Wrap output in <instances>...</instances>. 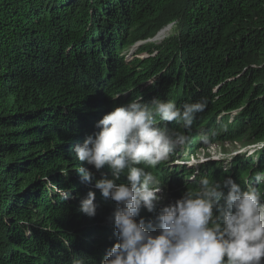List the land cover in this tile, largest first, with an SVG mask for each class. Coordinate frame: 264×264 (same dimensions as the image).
<instances>
[{"label":"trees","instance_id":"obj_1","mask_svg":"<svg viewBox=\"0 0 264 264\" xmlns=\"http://www.w3.org/2000/svg\"><path fill=\"white\" fill-rule=\"evenodd\" d=\"M171 20L173 38L133 49ZM141 95L178 107L207 100L190 129L160 122L189 139L155 167L140 165L168 195L141 217L154 220L201 178L230 176L264 194V0H0V264H101L116 241L108 219L115 202L81 183L72 146L114 106ZM221 127L229 140L262 144L257 161L235 155L227 169L209 160L168 166L184 147L221 139ZM90 189L95 217L78 211Z\"/></svg>","mask_w":264,"mask_h":264},{"label":"clouds","instance_id":"obj_2","mask_svg":"<svg viewBox=\"0 0 264 264\" xmlns=\"http://www.w3.org/2000/svg\"><path fill=\"white\" fill-rule=\"evenodd\" d=\"M206 107L207 100L178 107L158 97L144 102L141 95L114 106L96 121V131L72 146L81 162L75 170L81 183L115 202L108 219L116 241L101 264H264V194L252 185L242 188L230 176L201 178L195 190L160 207L154 220L140 216L142 208L156 211L163 199L160 180L140 165L155 167L189 139L160 122H182L187 130ZM201 139L209 142L207 135ZM57 192L63 200L74 198L66 190ZM95 198L90 189L79 198L78 211L95 217ZM25 234L31 235L30 226Z\"/></svg>","mask_w":264,"mask_h":264},{"label":"rangeland","instance_id":"obj_3","mask_svg":"<svg viewBox=\"0 0 264 264\" xmlns=\"http://www.w3.org/2000/svg\"><path fill=\"white\" fill-rule=\"evenodd\" d=\"M162 29H163L162 32H158L152 37L139 39L133 42L132 44L133 49L134 50L139 49L143 45H154V46L161 45V43L166 41L169 37H172L176 34L178 30V23L176 20H171L167 22L165 25H163V27L160 30ZM141 55L142 54H139V57L143 56ZM223 128L224 127H221V130H223ZM224 129L225 131L223 132L224 134L222 135L221 139H216L214 142H209L208 146L204 145L205 146V147L203 146L204 148L200 147L196 149V151L182 150L180 155L173 156V163L168 166L173 167V169H176L177 167H181V166H185L187 168L189 167L193 168L209 160L212 162L213 167L215 166L214 168L218 166L217 164H220L223 169H227L229 168V164H230L229 162L235 155H241L243 157H248L250 158L251 161L256 162L257 161L256 157L258 156V152H260V149L262 147L257 144L254 145L251 140L250 141L246 139L242 141L237 140V139L229 140V135H227V132H226L227 129L226 128ZM197 133L201 134L203 132L197 131ZM193 139L195 142V138ZM163 189L165 190V187Z\"/></svg>","mask_w":264,"mask_h":264},{"label":"bare ground","instance_id":"obj_4","mask_svg":"<svg viewBox=\"0 0 264 264\" xmlns=\"http://www.w3.org/2000/svg\"><path fill=\"white\" fill-rule=\"evenodd\" d=\"M201 136L203 137V136H205V133H201ZM191 144H194V140H193V142L191 143ZM254 145H260L261 147H262V144H259L258 142H255V143H253ZM209 145V144H208ZM208 145H205V146H208ZM183 150H186V151H192V149L191 148H183ZM185 157V156H184ZM180 161V160H179ZM183 161V160H182ZM170 165H171V163H170ZM151 167V166H150ZM198 171V170H197ZM197 171H195V172H197ZM257 177H260L259 175L257 176ZM193 178V176H191L190 178H189V180H191Z\"/></svg>","mask_w":264,"mask_h":264}]
</instances>
